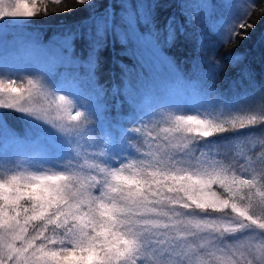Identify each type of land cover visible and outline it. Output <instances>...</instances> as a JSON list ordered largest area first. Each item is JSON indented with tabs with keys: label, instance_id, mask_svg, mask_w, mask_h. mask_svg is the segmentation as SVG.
<instances>
[{
	"label": "snow or ice",
	"instance_id": "6c2138e0",
	"mask_svg": "<svg viewBox=\"0 0 264 264\" xmlns=\"http://www.w3.org/2000/svg\"><path fill=\"white\" fill-rule=\"evenodd\" d=\"M42 5L0 0V35L48 15ZM77 5L104 14L89 16L86 33L26 44L37 65L27 77L0 41V264H264V137L254 131L264 130V86L260 103H247L238 89L253 87L255 76L230 53L185 78L164 50L189 37L175 16L158 24L161 0ZM180 7L192 23L201 13L211 21L216 5L181 0ZM251 8L210 23L214 45L197 33V57L246 39ZM110 42L167 65L178 99L158 103L122 78L109 100L97 72ZM225 63L236 75L222 91L216 80ZM41 99L46 104L37 105ZM12 113L22 131L10 127Z\"/></svg>",
	"mask_w": 264,
	"mask_h": 264
},
{
	"label": "trees",
	"instance_id": "16d2710c",
	"mask_svg": "<svg viewBox=\"0 0 264 264\" xmlns=\"http://www.w3.org/2000/svg\"><path fill=\"white\" fill-rule=\"evenodd\" d=\"M175 0H161V7L158 12V18L164 20L170 16L172 12L176 14V18L179 23L182 24V18L173 8L176 7ZM252 8L250 9L251 15L247 19V23L254 25L252 28H248V37L242 39L241 36H236L234 40L229 41L227 44L220 45L215 49L213 58L216 60H224L225 54L230 53L238 55L245 65L251 70L255 76V83L253 87H249L245 84L244 89H238L240 92L246 91L247 103H260L258 99L257 88L264 86V0H253ZM43 7H47L48 15L31 18L30 22L23 21V25L28 29L35 31L39 34L40 38L47 40L51 35L56 33H63L64 31H80L87 24L92 23L89 16L96 17L104 14L103 8H88L77 5V0H59L58 3L54 0H43ZM161 20V21H162ZM244 30H241L243 32ZM77 44H80L77 41ZM170 53L183 64V70L189 79L199 78L201 72L207 71V63L203 61L200 63L198 60L194 67V61H190L187 58L186 51L187 45L182 37H179L176 43V50H169ZM115 52V46L113 43H109L107 51L102 53L101 67L97 72V79L107 91H109L113 85H118L117 69L115 60L117 58ZM129 62V60H126ZM230 74V75H229ZM228 75V80L225 76ZM236 74L232 72V65L230 63L224 64L223 72L220 73L216 80V86L222 91L226 90L231 79ZM126 111V109H125ZM8 121L10 127L13 129L21 128V121L17 115L12 113L8 115ZM255 133L258 136L264 137V130L257 127Z\"/></svg>",
	"mask_w": 264,
	"mask_h": 264
},
{
	"label": "rangeland",
	"instance_id": "374dc122",
	"mask_svg": "<svg viewBox=\"0 0 264 264\" xmlns=\"http://www.w3.org/2000/svg\"><path fill=\"white\" fill-rule=\"evenodd\" d=\"M175 0H173L174 2ZM253 0H230V2L234 5H237L235 9L229 8L227 6L226 0H209L210 3L216 5L211 21L202 19L203 13L200 16L196 17V20L192 23L186 18V13L180 7L181 0H177L176 7L173 8L174 11L178 13L182 18V24L184 25V30L189 37V39H185L184 36H181L187 45L186 55L188 60L194 61L198 60L200 63L203 61H208L213 58V54L216 48L213 47H205L204 50L200 53L199 57L196 55V41L195 36L197 33H203L205 36H211L212 39L205 40L206 45H214L218 41L216 40L215 35L212 32V28L209 27V24H212V27H219L221 23L226 20L230 14L235 12H240L245 10V7L252 3ZM186 2H194V0H186ZM195 12V10H192ZM182 13L184 15H182ZM170 16H176L174 12L170 14ZM169 18V17H168ZM162 20L158 18V24L163 27L164 22L168 19ZM162 20V21H161ZM91 26L87 24L83 27L82 32H87ZM71 31H75L71 30ZM63 33H56L51 35L47 40H43L40 38L39 34L33 30L28 29L26 26L23 25V21H20L19 27L10 26L8 28V34L6 36L0 35V41L6 40L8 42V62L12 65L16 70L22 72V74L27 77L31 70L37 67L33 60H31L26 52L24 51L25 45L29 44L33 41H38L41 44H47L54 41L57 37L63 35ZM179 38L175 41V43L170 47H165V55L170 57L174 62L175 66L179 71L183 74L185 78H188L186 73L183 70V64L179 62L169 50L175 51L176 50V43L178 42ZM115 52L117 54V58L115 60L116 69H117V80L118 85L121 83L122 78L131 81L133 85L140 88L141 90H149L158 103H163L169 100H177L178 97L176 96V90L179 88V84L175 83L173 80L172 71L169 67L163 63H153V61L146 55H142L138 51L132 50L131 46H129V50L125 51L122 46L117 42L115 43ZM13 47H15L16 51H13ZM80 44H77V48L79 49ZM4 59V51L3 46L0 44V60ZM129 60V62H126ZM205 61V63H206ZM120 65L126 66L127 70V77H123L121 72ZM85 71L81 70V75H85ZM189 79V78H188ZM85 87H89L85 85ZM37 105H44L46 101L44 100H37ZM179 114V113H178ZM183 114H195L190 110H185ZM161 127L164 125L161 124ZM17 131H22L21 128H17ZM150 130V129H149ZM155 135V133H153Z\"/></svg>",
	"mask_w": 264,
	"mask_h": 264
}]
</instances>
